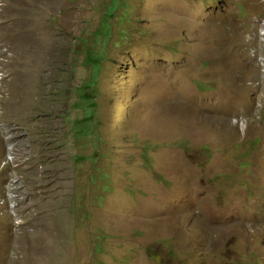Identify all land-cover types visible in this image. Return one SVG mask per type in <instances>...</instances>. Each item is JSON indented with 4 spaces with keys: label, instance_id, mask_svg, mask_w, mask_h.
I'll list each match as a JSON object with an SVG mask.
<instances>
[{
    "label": "rangeland",
    "instance_id": "obj_1",
    "mask_svg": "<svg viewBox=\"0 0 264 264\" xmlns=\"http://www.w3.org/2000/svg\"><path fill=\"white\" fill-rule=\"evenodd\" d=\"M263 23L0 0V264H264Z\"/></svg>",
    "mask_w": 264,
    "mask_h": 264
},
{
    "label": "trees",
    "instance_id": "obj_2",
    "mask_svg": "<svg viewBox=\"0 0 264 264\" xmlns=\"http://www.w3.org/2000/svg\"><path fill=\"white\" fill-rule=\"evenodd\" d=\"M79 107H80V103H79ZM156 176H157L158 178H161V177H160L159 175H157V174H156Z\"/></svg>",
    "mask_w": 264,
    "mask_h": 264
},
{
    "label": "built area",
    "instance_id": "obj_3",
    "mask_svg": "<svg viewBox=\"0 0 264 264\" xmlns=\"http://www.w3.org/2000/svg\"><path fill=\"white\" fill-rule=\"evenodd\" d=\"M263 30H264V23H263Z\"/></svg>",
    "mask_w": 264,
    "mask_h": 264
}]
</instances>
